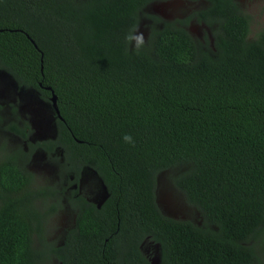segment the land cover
<instances>
[{
    "label": "trees",
    "instance_id": "trees-1",
    "mask_svg": "<svg viewBox=\"0 0 264 264\" xmlns=\"http://www.w3.org/2000/svg\"><path fill=\"white\" fill-rule=\"evenodd\" d=\"M158 1L0 0V69L58 110L35 142L15 107L0 114L25 143L0 144V264H153L146 240L160 264H264V29L250 38L237 0H186L207 4L174 20L144 12ZM38 151L60 183H37ZM86 168L107 187L100 207L73 188ZM163 172L201 223L161 210ZM64 204L75 225L55 244Z\"/></svg>",
    "mask_w": 264,
    "mask_h": 264
},
{
    "label": "rangeland",
    "instance_id": "rangeland-1",
    "mask_svg": "<svg viewBox=\"0 0 264 264\" xmlns=\"http://www.w3.org/2000/svg\"><path fill=\"white\" fill-rule=\"evenodd\" d=\"M241 8L251 15L250 38L256 37L259 31L264 29V0H237ZM203 1L168 0L149 4L144 12L155 13L166 20L184 18L193 11L205 6ZM147 23L145 19L140 23L134 42L143 41L147 36ZM189 32L197 39L203 40L205 36L211 39V29L197 21H192L188 27ZM142 33V36H141ZM0 100L17 104L19 115L27 119L33 134L30 140L35 141L55 134V107L42 101L39 94L32 89L25 90L14 82L8 73L0 70ZM18 113V112H17ZM6 116H10L8 113ZM6 141L9 146L24 143L10 132L0 127V143ZM32 171L35 173L37 183H60L59 168L55 161H49L43 152H38L32 161ZM171 173L163 172L158 176L157 199L161 210L174 218L186 219L201 223L198 210L191 206L184 195L174 188L171 181ZM67 181L63 182L65 185ZM80 193L87 199L101 205L107 198V190L103 181L91 169H85L79 184ZM75 225V211L67 204L63 209L49 219L47 225L48 240L55 244L64 241L67 231ZM142 250L153 264H160L161 249L152 240L143 243ZM52 264H57L53 261Z\"/></svg>",
    "mask_w": 264,
    "mask_h": 264
},
{
    "label": "flooded vegetation",
    "instance_id": "flooded-vegetation-1",
    "mask_svg": "<svg viewBox=\"0 0 264 264\" xmlns=\"http://www.w3.org/2000/svg\"><path fill=\"white\" fill-rule=\"evenodd\" d=\"M174 20V19H173ZM193 21H196V20H193ZM1 71H4V72H6L5 70H2V69H0ZM6 73H8V72H6ZM9 74V73H8ZM9 76H10V78L14 81V79L12 78V76L9 74ZM15 82V81H14ZM25 89V88H24ZM25 90H28V89H25ZM38 93V92H37ZM43 101V100H42ZM0 105L2 106V109L0 110V114L1 115H7V113L10 115L9 117H11V115H12V110H13V107H15L16 109H17V112H18V114H19V108H18V106H17V104H15V103H12V102H7V101H3V100H0ZM12 118V117H11ZM27 120V119H26ZM29 122V121H28ZM30 123V122H29ZM33 129V128H32ZM9 132V131H8ZM12 135H14V136H16V137H18L17 135H15V134H13L12 132H10ZM55 133H56V125H55ZM33 134V133H32ZM31 134V135H32ZM54 136H55V134H54ZM53 136V137H54ZM31 137V136H30ZM30 137H29V139H30ZM19 138V137H18ZM48 138H51V137H47V138H43V139H38L39 141L40 140H44V139H48ZM20 139V138H19ZM21 140V139H20ZM32 141V140H31ZM35 141H37V140H35ZM35 141H33V142H35ZM23 142V141H22ZM3 143H6L7 145H8V143L6 142V141H2L0 144H3ZM24 143V142H23ZM24 145H25V143H24ZM9 146V145H8ZM38 152H40V151H38ZM37 152V153H38ZM36 153V154H37ZM35 154V155H36ZM45 155V154H44ZM46 157V156H45ZM86 169H91V168H86ZM85 170V169H84ZM84 170L82 171V174H83V172H84ZM92 171H94L93 169H91ZM95 172V171H94ZM96 173V172H95ZM82 174H81V177H82ZM97 174V173H96ZM97 176L102 180V178L97 174ZM81 177H80V179H79V183H78V185L77 184H75L74 186H73V188L74 187H76L77 186V188H78V192H79V194H81L80 193V190H79V184H80V180H81ZM103 181V180H102ZM104 183V182H103ZM104 185H105V183H104ZM105 187H106V185H105ZM106 190H107V187H106ZM81 195H83V194H81ZM86 199H87V197L85 196V195H83ZM107 197H108V190H107ZM107 199V198H106ZM105 199V200H106ZM87 200H89V199H87ZM104 200V201H105ZM90 201V200H89ZM103 201V202H104ZM92 202V201H91ZM96 204V203H95ZM103 204V203H102ZM101 204V205H102ZM97 205V204H96ZM101 205H97L98 207H100ZM60 211V210H59ZM58 211V212H59ZM57 212V213H58ZM75 218H76V212H75ZM183 220H185V219H183Z\"/></svg>",
    "mask_w": 264,
    "mask_h": 264
},
{
    "label": "water",
    "instance_id": "water-1",
    "mask_svg": "<svg viewBox=\"0 0 264 264\" xmlns=\"http://www.w3.org/2000/svg\"><path fill=\"white\" fill-rule=\"evenodd\" d=\"M56 100H57L56 99V96L55 95H52V104L55 107L56 112L58 113L57 106H56Z\"/></svg>",
    "mask_w": 264,
    "mask_h": 264
},
{
    "label": "clouds",
    "instance_id": "clouds-1",
    "mask_svg": "<svg viewBox=\"0 0 264 264\" xmlns=\"http://www.w3.org/2000/svg\"><path fill=\"white\" fill-rule=\"evenodd\" d=\"M141 36H142V33H141ZM130 139H131L130 137H127V136L125 137L126 141H130Z\"/></svg>",
    "mask_w": 264,
    "mask_h": 264
}]
</instances>
